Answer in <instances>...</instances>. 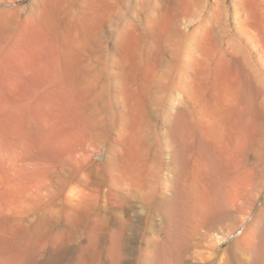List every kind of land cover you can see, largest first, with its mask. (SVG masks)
Returning a JSON list of instances; mask_svg holds the SVG:
<instances>
[{"label":"bare ground","instance_id":"1","mask_svg":"<svg viewBox=\"0 0 264 264\" xmlns=\"http://www.w3.org/2000/svg\"><path fill=\"white\" fill-rule=\"evenodd\" d=\"M42 1L47 4L46 19L57 24L62 36L78 32L81 43L92 36L95 16L103 12V5L112 2L80 0L86 6L83 21L78 25L70 19L71 15L59 20L61 9L57 3L69 0ZM177 1L168 0L165 14L152 20L151 41L145 37L146 31L138 33L151 42L149 55V45H145L144 58L150 79L142 84L141 90L157 97V107L166 92L172 99L168 98L171 106L165 137L168 160H139L141 157L136 155L143 151H137L133 155L139 159L125 160L123 156L124 160H110L98 171L89 169L90 184L107 189L102 205L99 200H89L86 194L63 197L66 217L74 232L78 234L80 227L86 231V245L76 243L69 264H183L189 249L201 242L210 250L203 264H264V0H233L232 11L225 2L216 0L211 14L194 16L190 13L195 1L183 5ZM141 36L133 37L135 55L146 42ZM127 56L122 70L130 74L135 71L132 68L135 57L130 62ZM140 94L142 97L143 93ZM139 118L137 122L142 121ZM161 151L164 154L165 150ZM145 152L150 159L153 154ZM6 182L0 179V186ZM238 202L245 203V209H240ZM16 205L0 208V264H61L64 257L61 246L70 236L48 232L49 216L37 215L30 224L34 231L22 237L26 217L31 218L26 216L30 209H23L21 202V207ZM238 213L245 216L241 217L246 224L242 230ZM238 231L239 237L225 246ZM148 238L147 247L131 246ZM43 240L52 247L42 261H37Z\"/></svg>","mask_w":264,"mask_h":264},{"label":"rangeland","instance_id":"2","mask_svg":"<svg viewBox=\"0 0 264 264\" xmlns=\"http://www.w3.org/2000/svg\"><path fill=\"white\" fill-rule=\"evenodd\" d=\"M121 1L123 2L121 3ZM139 1L112 0L111 3L104 4L101 9L103 12L100 11L101 14L95 16V28L92 36L88 38V41L86 40L87 42L83 40L86 43H81L82 39L78 32L69 37L62 36L57 24H52L46 19V10L44 9L47 8V4L42 0H0V169L2 170H0V179L7 181L0 186V208L1 210L8 206L13 208L16 203H19L17 205L21 207V202L22 208L30 209L29 211L26 209L29 212L26 216L29 215L34 219L30 218L29 220V217H26L27 223L23 222L25 226L23 225L22 228V237L31 235L34 231L30 225L32 221L42 215L49 216L48 232L70 236V239L65 240L61 246L64 250L61 264L71 263L79 242L82 247L86 245V231L83 227H78L80 232L78 234L74 232L73 226L66 217L63 199L79 193V195L86 194L91 201L95 199L101 201L100 205L104 201L102 196L107 188L90 184L89 169L91 167L98 171L110 160H124L123 156H125V160H134L133 154L136 155L137 151L144 153H140L141 156L137 154L136 156L141 159L136 157L135 160H168L166 148L168 145L165 143V137L171 95L168 92L166 93L169 95L163 94V102L160 107H157V97L141 90L142 84L146 83V80L148 83L150 79L149 67L144 63L146 60L144 58L147 57L145 55L148 45L147 55L151 48L149 34L151 26L154 24L152 20L165 14L168 0ZM193 1H195V5L192 9L193 12L190 13L193 16L196 13L199 15L211 14V9L216 7V0H206L207 3L205 0ZM193 1L191 0V2ZM222 1L226 3L227 9L232 11L233 0ZM81 2L80 0H73V2L69 0L57 3L61 9L58 14V17L61 16L59 20L69 18L71 15L70 19L79 25L83 21V6H86ZM177 2L179 4L182 2L181 5H183L190 1L178 0ZM190 14L189 16H191ZM137 27L140 28L138 31ZM144 31H146L145 37L147 36L149 41L143 37L144 35L141 36ZM133 34H138L146 41H143L144 45L141 42L142 45L139 49L142 46L144 49H138L139 52L135 51L136 55L132 53L134 50L132 44L136 40L133 37L138 38L139 36L136 35L138 36L136 37ZM132 35L133 37H131ZM62 43L64 44L62 45ZM129 46L130 49L132 48L131 50H129ZM69 51L71 55H69ZM130 53L134 56H127ZM121 54L123 55L121 56ZM125 56L127 59L130 58V62L134 60L132 68H135V71L132 70L130 74L128 71L126 73L122 70ZM133 57L135 58L133 59ZM172 81H170L171 84ZM138 83L140 86H137ZM140 93H143L142 97ZM168 98L170 99L168 100ZM145 109L149 111L146 113ZM142 113L146 115L142 116ZM136 118L142 121L137 122ZM135 123H139V126ZM134 125L136 128L133 127ZM143 130L145 133L142 132ZM125 132L129 134L126 133L127 137L124 136ZM136 137L138 139H135ZM140 137L142 139H139ZM123 138L128 139L125 140L126 143ZM134 140H136L135 142L139 140L137 143L140 145L135 144ZM157 143L161 144L158 146ZM145 149L148 150L147 154L149 152L153 155L157 153V159L155 155H151L149 159V155H145ZM161 150H165L164 154ZM142 154L145 155L144 158H142ZM160 155H164V157ZM100 178L101 175L97 176L98 180ZM9 182L12 186L8 184ZM13 183L15 184L13 185ZM237 205L240 209L242 207L245 209L246 206L245 203L241 204L240 202ZM30 213L34 214L30 215ZM236 216L242 224V230L246 224L242 222L241 217L245 216L242 213H238ZM240 231L230 238L225 246L239 237ZM161 237L157 239H161ZM149 241L150 238L141 239L138 244L133 243L131 246L140 244L142 247H147ZM51 247L50 243L43 240L35 260L42 261ZM209 253L210 250L206 247L205 242H201L189 249L183 258V264H203L204 258ZM135 256L138 257V255Z\"/></svg>","mask_w":264,"mask_h":264}]
</instances>
